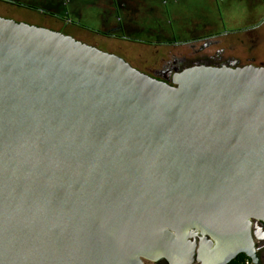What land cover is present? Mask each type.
<instances>
[{"label": "water", "instance_id": "obj_1", "mask_svg": "<svg viewBox=\"0 0 264 264\" xmlns=\"http://www.w3.org/2000/svg\"><path fill=\"white\" fill-rule=\"evenodd\" d=\"M255 225L263 65L195 62L168 80L0 16V264H263Z\"/></svg>", "mask_w": 264, "mask_h": 264}, {"label": "crops", "instance_id": "obj_2", "mask_svg": "<svg viewBox=\"0 0 264 264\" xmlns=\"http://www.w3.org/2000/svg\"><path fill=\"white\" fill-rule=\"evenodd\" d=\"M182 1L0 0V6H3L0 8V14H8L11 17H15V14L22 11L41 14L43 15V22L41 21L43 24L41 25L47 27L50 24L49 20H51L59 27L67 29L68 33L75 35V37H79L78 35L94 36L97 41L95 44L106 42L108 49L123 52L132 65L140 69L158 67V65H155V61L162 63L169 59L172 54L179 52L176 50L177 47L183 46L185 43H196L197 40L206 39V37H208L207 39L218 40L215 47L223 49L225 55L230 53L229 55L242 62L251 61L254 64L264 66L263 12L251 7V11L254 13L250 21L252 30L245 31L243 29V31L238 32L237 35L241 38L240 45L244 52L235 54L233 53L235 51L233 44L229 43L227 46L228 40H231L227 36L233 33L231 32L232 29L228 28L233 27L217 31L215 23L217 17L214 14L209 16L204 14L184 16L181 13L174 12L175 7L172 9V6L178 5ZM205 1L210 2L211 5L216 3V0ZM229 1L227 0V3ZM241 1H246L250 5L264 3V0ZM157 5H163L165 15L162 14V9L158 12ZM143 16H149V21L146 25L139 27L137 24L144 23L141 22ZM85 20L91 21L92 24H84L83 21ZM243 25L235 27L238 30ZM78 28L79 31H77ZM195 31L194 37L197 35V38H199L197 40L191 41L192 38L184 34L189 32L190 35H193ZM84 41L91 43L85 39ZM138 46H145L156 53L151 65L149 64L151 60L142 55L144 51L134 48ZM162 52L163 54H160Z\"/></svg>", "mask_w": 264, "mask_h": 264}, {"label": "rangeland", "instance_id": "obj_3", "mask_svg": "<svg viewBox=\"0 0 264 264\" xmlns=\"http://www.w3.org/2000/svg\"><path fill=\"white\" fill-rule=\"evenodd\" d=\"M2 7L3 6H0V8H2ZM251 7H253L255 10H258V11L260 10V12H263V14H264V3H262V2L256 3V4L254 3L253 5H250L246 1H241V0H230L228 3H227V0H216V3H214L213 5H211L210 2L205 1V0H183L180 4L172 6V9L174 8V12L181 13L184 16H188V15L192 16V15H196V14H200V15L204 14V15H208V16L211 14L216 15L217 20L215 21V23H216V30L217 31L226 30L228 27H233V28H228L230 30L232 29L231 32H233V33H230L227 36L228 39H231V40H228L227 46L229 45V43H232L233 47L235 48V51L233 53L239 54V53L244 52V51L242 50V46L240 45V42H241L240 39L241 38L237 34L240 30L243 31V29H245V31H249V30L251 31L252 30V28H251L252 26L250 25V21H251L252 16H254L253 15L254 13L251 11ZM156 9H158V12L162 9V14H164L163 5H157ZM169 13L172 14V12H170V11H169ZM0 16L6 17V18H12L16 21H23V22H27L30 24H34V25L43 26V25H41V24H43L42 23L43 22L42 21L43 15L38 14V13L31 14V13H26V12L22 11L21 13L19 12L18 14H15L14 15L15 17H13V16L11 17L8 14H6V15L0 14ZM148 21H149V16H145V17L143 16L141 19V22H144V23L143 24H137V26H139V27L144 26L148 23ZM49 22H50V24L47 25V27L54 29V30H59L65 34H69L67 29L59 27L57 24H55L51 20H49ZM83 23L87 24V25L92 24L91 21H88V20L83 21ZM242 24H244L243 27L237 30L235 26H237V25L241 26ZM239 26H237V27H239ZM245 26H247V27H245ZM79 30L80 29L78 28L77 31H79ZM184 34L188 35L190 38H192L191 41L199 39V38H197V35H196V37H194L196 34V31L193 32V35L192 34L190 35L189 32L184 33ZM72 36L75 37V35H72ZM78 36L80 38L79 37H76V38L83 41V42H85L84 39L91 42L88 44L94 45L95 42H97L94 36H87V35L86 36L78 35ZM207 38L208 37H206V39L197 40L196 44L197 45L203 44V43L211 40V39H207ZM189 44L190 43H185L183 46L177 47L178 49L176 48V50L179 52L180 51L181 52L186 51ZM107 45L108 44L106 42H103V43L99 42V43L95 44V46L98 47L99 49L115 53V54L123 57L130 64H132L129 61V59L126 58V56L124 55L123 52L108 49ZM119 45H121V44H119ZM134 48L142 49L144 51V52H142V55L145 58L151 60L150 61L151 63H149V64L150 65L152 64V61H153L154 57L156 56L155 52L153 53L152 51H150L145 46L144 47L138 46V47H134ZM160 54H163V52ZM160 64H161L160 61H158V62L155 61V65L159 66Z\"/></svg>", "mask_w": 264, "mask_h": 264}, {"label": "flooded vegetation", "instance_id": "obj_4", "mask_svg": "<svg viewBox=\"0 0 264 264\" xmlns=\"http://www.w3.org/2000/svg\"><path fill=\"white\" fill-rule=\"evenodd\" d=\"M76 38V37H75ZM218 43V40H209L203 44L190 43L186 51L178 52L176 54H172L169 59L165 60L161 63L160 66L154 68L140 69L148 74L153 76H157L158 78H167L170 80L171 74L175 71V69H181L188 65L194 64L195 62H205L208 64H230L235 62V64H245V63H253L251 61L241 62L239 59L232 55H225L223 49L215 47ZM253 230L255 232V241L259 246L258 254L261 258V262L264 264V225L253 226ZM195 255H200L203 258H208L211 255L208 251L210 248L212 249L213 244L208 243V241L203 238L200 234L196 235L195 238ZM245 255L240 252L237 254V257L233 260L236 264H243L241 262V256ZM146 264H168L164 259H159L156 261L146 260ZM194 264H197V261H194Z\"/></svg>", "mask_w": 264, "mask_h": 264}, {"label": "built area", "instance_id": "obj_5", "mask_svg": "<svg viewBox=\"0 0 264 264\" xmlns=\"http://www.w3.org/2000/svg\"><path fill=\"white\" fill-rule=\"evenodd\" d=\"M243 264H255L250 258H245Z\"/></svg>", "mask_w": 264, "mask_h": 264}, {"label": "trees", "instance_id": "obj_6", "mask_svg": "<svg viewBox=\"0 0 264 264\" xmlns=\"http://www.w3.org/2000/svg\"><path fill=\"white\" fill-rule=\"evenodd\" d=\"M245 258H247L245 255H242L241 256V262L245 259ZM228 264H236V263H234V261L232 260V261H230Z\"/></svg>", "mask_w": 264, "mask_h": 264}]
</instances>
